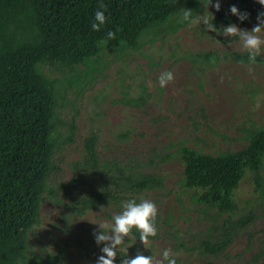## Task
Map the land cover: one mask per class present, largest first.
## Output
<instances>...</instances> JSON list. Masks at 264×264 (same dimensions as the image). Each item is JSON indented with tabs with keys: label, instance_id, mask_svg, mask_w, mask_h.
Masks as SVG:
<instances>
[{
	"label": "rangeland",
	"instance_id": "374dc122",
	"mask_svg": "<svg viewBox=\"0 0 264 264\" xmlns=\"http://www.w3.org/2000/svg\"><path fill=\"white\" fill-rule=\"evenodd\" d=\"M208 2L186 0L168 20L144 30L136 46L107 40L84 64L38 65L55 93L52 151L39 221L17 264H44L59 253L65 264H96L103 247L93 236L96 224L111 223L133 199L155 203L157 235L144 246L133 229L115 264L138 252L162 259L165 249L179 253L177 264H264V167L259 183L252 172L242 179L232 212L200 202L185 185L183 148L239 151L264 126V46L254 62L239 60L249 54L238 37L192 20L209 11L221 31L230 24L251 31L257 22L232 15V6L249 14L242 0H219V12L203 7ZM184 9L192 11L189 21ZM166 71L174 80L161 87ZM90 137L99 162L94 169L86 165ZM121 171L162 182L149 190L126 188ZM99 192L105 201L88 205Z\"/></svg>",
	"mask_w": 264,
	"mask_h": 264
},
{
	"label": "trees",
	"instance_id": "16d2710c",
	"mask_svg": "<svg viewBox=\"0 0 264 264\" xmlns=\"http://www.w3.org/2000/svg\"><path fill=\"white\" fill-rule=\"evenodd\" d=\"M106 5V22L92 30L98 4ZM186 0H0V264H17L24 255L28 232L38 223L52 151L55 93L39 64L73 67L96 57L100 43L113 40L131 46L141 33L179 12ZM257 22L264 6L242 0ZM103 11V9H101ZM119 29V31H117ZM239 60L248 61L246 55ZM86 165L98 168L95 137L86 140ZM185 185L200 202L220 212L236 208L235 191L247 172L259 183L264 167V126L241 150L219 155L191 148L181 151ZM121 186L149 190L161 185L157 176L125 175ZM114 179V176H113ZM92 194L90 206L105 201ZM44 264H65L53 254ZM215 264V263H203Z\"/></svg>",
	"mask_w": 264,
	"mask_h": 264
},
{
	"label": "clouds",
	"instance_id": "9594fccd",
	"mask_svg": "<svg viewBox=\"0 0 264 264\" xmlns=\"http://www.w3.org/2000/svg\"><path fill=\"white\" fill-rule=\"evenodd\" d=\"M257 3L264 6V0H256ZM215 7L219 12L221 4L219 0L212 5V0H209L207 4H204L207 10L209 6ZM103 9V11L101 10ZM106 5L101 2L98 4L97 11L95 12L94 21L92 23V30L99 32L101 26L106 22ZM232 15L237 16L240 21L248 19V13H241L236 6L230 8ZM214 18L213 14L209 11L202 15L197 16L193 23H203L209 32H216L217 35H223L224 37H238L242 47L248 52L249 60L254 62L256 57L261 52V47L264 46V12L258 13L257 23L253 26L251 31L246 29H240L236 24H230L221 29H217L216 26L210 22V15ZM192 16L191 10H183V20L189 21ZM119 31V29H117ZM109 40H113L116 37V32L109 31L107 33ZM174 80V74L172 72H163L159 76V84L161 87H166L170 82ZM158 210L154 202L146 199H141L138 203L135 199L129 200L123 204V211L120 214L112 217V222L98 223L99 230L93 232L95 242L97 245H103L101 248L102 255L97 258L96 264H115L118 247L125 244V239L130 236L133 229H136L140 236L139 240L144 246L150 243L149 238L157 235V228L155 226ZM179 253L173 254L171 249H165L162 253V259H157L150 256H145L142 253H137L133 258H124L121 264H177L176 257Z\"/></svg>",
	"mask_w": 264,
	"mask_h": 264
}]
</instances>
